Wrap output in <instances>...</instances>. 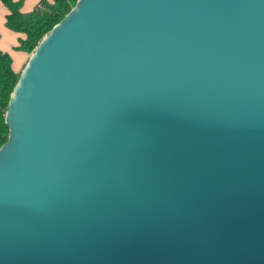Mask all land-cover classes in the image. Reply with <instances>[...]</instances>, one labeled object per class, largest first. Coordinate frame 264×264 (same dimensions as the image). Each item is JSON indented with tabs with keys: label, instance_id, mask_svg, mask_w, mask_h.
<instances>
[{
	"label": "water",
	"instance_id": "95a60500",
	"mask_svg": "<svg viewBox=\"0 0 264 264\" xmlns=\"http://www.w3.org/2000/svg\"><path fill=\"white\" fill-rule=\"evenodd\" d=\"M0 147V264H264V0H78Z\"/></svg>",
	"mask_w": 264,
	"mask_h": 264
},
{
	"label": "trees",
	"instance_id": "16d2710c",
	"mask_svg": "<svg viewBox=\"0 0 264 264\" xmlns=\"http://www.w3.org/2000/svg\"><path fill=\"white\" fill-rule=\"evenodd\" d=\"M8 8L6 26L12 31L25 35L19 41L18 50L32 54L42 39L60 22L78 0H41L43 9L38 8L29 13L22 11L24 0H1ZM21 73L15 72L13 58L9 52L0 49V134L3 145L9 136L6 113L12 93Z\"/></svg>",
	"mask_w": 264,
	"mask_h": 264
},
{
	"label": "crops",
	"instance_id": "0c3cea01",
	"mask_svg": "<svg viewBox=\"0 0 264 264\" xmlns=\"http://www.w3.org/2000/svg\"><path fill=\"white\" fill-rule=\"evenodd\" d=\"M40 1L41 0H24L22 11L25 13L33 11ZM8 13V8L0 0V49L11 54L15 72L22 73L31 54L17 49L19 41L24 38L25 35L12 31L6 26Z\"/></svg>",
	"mask_w": 264,
	"mask_h": 264
},
{
	"label": "built area",
	"instance_id": "2783aa9c",
	"mask_svg": "<svg viewBox=\"0 0 264 264\" xmlns=\"http://www.w3.org/2000/svg\"><path fill=\"white\" fill-rule=\"evenodd\" d=\"M43 7H44L43 3H39V4H38V8H39V9H43ZM1 140H2V136H1V134H0V147L2 146V144H1Z\"/></svg>",
	"mask_w": 264,
	"mask_h": 264
}]
</instances>
